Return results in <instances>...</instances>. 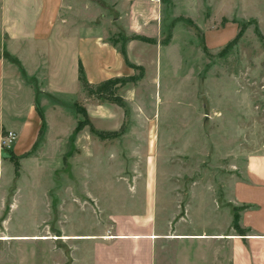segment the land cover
Masks as SVG:
<instances>
[{
    "label": "crops",
    "instance_id": "crops-1",
    "mask_svg": "<svg viewBox=\"0 0 264 264\" xmlns=\"http://www.w3.org/2000/svg\"><path fill=\"white\" fill-rule=\"evenodd\" d=\"M156 14L153 0H0V140L9 129L21 150L66 145L50 172L64 213L51 215L48 239L2 240L19 248H0V264H264V148L226 153L219 172L186 115L197 106L181 103L163 105L158 151L149 136L137 148L130 129L154 122L129 120L132 77L137 65L147 78L161 69L159 45L144 40L158 34ZM80 65L93 85L129 76L126 106L89 97ZM78 105L95 130L119 134L77 130ZM40 224L9 236L47 235Z\"/></svg>",
    "mask_w": 264,
    "mask_h": 264
},
{
    "label": "rangeland",
    "instance_id": "rangeland-1",
    "mask_svg": "<svg viewBox=\"0 0 264 264\" xmlns=\"http://www.w3.org/2000/svg\"><path fill=\"white\" fill-rule=\"evenodd\" d=\"M153 6L157 11L153 24L159 31L153 40H144L159 45L161 69L157 66L147 78L146 68L137 65L132 77L137 92L128 106L129 120L154 122L150 130L140 124L130 129L137 148L142 150L147 136L155 152L160 148L157 123H163V105L181 103L192 109L195 105L197 110L186 115L205 137L207 149L201 152L217 155V169L224 172L229 164L226 153L264 148V0H153ZM122 34L123 40L129 38ZM123 78L127 81L116 87V94L125 100L119 90L130 77ZM91 136L86 145L95 152ZM65 151V144L48 141L21 150L17 140L10 149L0 148V248L13 255L18 242L2 240L50 237V217L56 221L64 213L66 200V188L50 187V172L61 163L55 153ZM209 162L203 161L202 167H209ZM90 164H96L94 159ZM39 220L47 235L9 236L34 230ZM21 250L32 252V243Z\"/></svg>",
    "mask_w": 264,
    "mask_h": 264
},
{
    "label": "trees",
    "instance_id": "trees-1",
    "mask_svg": "<svg viewBox=\"0 0 264 264\" xmlns=\"http://www.w3.org/2000/svg\"><path fill=\"white\" fill-rule=\"evenodd\" d=\"M130 79L131 78H129V80ZM80 80L85 90L88 92V94L90 95L95 94L100 99L101 98L109 99L111 101L118 103L121 106H125L124 100L119 95L116 94V90H117L116 87L123 85L127 81L125 78L120 77V78L109 79L97 85H93L87 80L84 68L82 65H80ZM77 109H78V112L83 115V118H81L79 121L77 130H81L86 125H89L93 131L99 133L102 136L114 137L119 134L117 131H114V132H103L102 131L101 132V131L95 130L94 126L91 124V121L88 117L86 109L81 106H77ZM237 216H238V213L235 214V218H237ZM235 223H236V220H235Z\"/></svg>",
    "mask_w": 264,
    "mask_h": 264
},
{
    "label": "built area",
    "instance_id": "built-area-1",
    "mask_svg": "<svg viewBox=\"0 0 264 264\" xmlns=\"http://www.w3.org/2000/svg\"><path fill=\"white\" fill-rule=\"evenodd\" d=\"M18 140V134L14 130H8L5 135L1 137L0 148L10 149Z\"/></svg>",
    "mask_w": 264,
    "mask_h": 264
},
{
    "label": "bare ground",
    "instance_id": "bare-ground-1",
    "mask_svg": "<svg viewBox=\"0 0 264 264\" xmlns=\"http://www.w3.org/2000/svg\"><path fill=\"white\" fill-rule=\"evenodd\" d=\"M48 238H50V237H47V236H43V237L42 236L41 237H26V236L18 237V239H48Z\"/></svg>",
    "mask_w": 264,
    "mask_h": 264
}]
</instances>
